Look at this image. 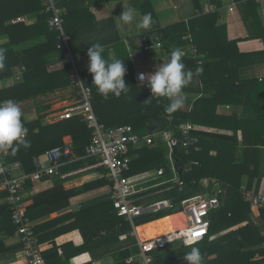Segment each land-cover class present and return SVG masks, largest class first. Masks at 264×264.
<instances>
[{"label":"trees","instance_id":"trees-1","mask_svg":"<svg viewBox=\"0 0 264 264\" xmlns=\"http://www.w3.org/2000/svg\"><path fill=\"white\" fill-rule=\"evenodd\" d=\"M202 1L192 0L194 7L199 11L194 18L187 22L179 21L161 26L156 22L150 0H132L133 7L141 15L151 13L154 23L150 31L146 32L141 28L139 33L129 38L126 43L119 36L112 20L113 27L107 28L110 30L114 28L112 31L115 37H110L109 43L114 49V58L125 60L127 73L124 79L130 88L127 95L122 94L116 98L109 94V98L105 100L92 84V75L89 71L86 70L82 75L89 76V81L86 79V83L92 89L93 110L98 121L106 127L129 125L134 133L145 135L151 133L152 126H157V130L160 131L186 121L193 124L191 135L195 138V143L186 150L182 148L176 152L178 158L176 168L181 169L182 189L171 182L158 184L168 179L172 172L167 155L168 149L163 141L154 140L151 144L142 143L138 147L130 148L129 170L124 175L127 177L136 175L137 178H141L147 176H141L145 171H152L153 174V179L145 185L148 188L139 190L131 196L135 204L147 206L164 199L172 201L178 198L181 201L196 194H208L213 191L215 184L211 181L214 180L221 188L218 194L220 206L209 214L208 234L192 246L201 250L204 264H264V209L251 206L244 201L241 192L244 188V177L247 179L245 188L251 189L254 179L256 193H261L264 187V78L237 77L238 79L231 82L223 78L224 72H235L243 64H249L250 67L264 62V49L250 54L239 53L236 47L237 40L226 41L224 39L226 26L217 24L218 9L222 6V0H207L214 8L207 12L202 10ZM234 1L244 3V6L256 13L260 0ZM64 2L65 0H62L61 7ZM32 14L38 17L35 26H26L22 22L7 23L11 18ZM253 17L252 24L257 22V17ZM47 18L48 15L43 12L42 5L37 0H0V37L7 34L10 38L9 42L13 45L16 42L29 40L37 30L47 31L50 35L47 43L27 49V52L31 51L28 54L23 51L14 52L10 44L1 46L6 49V61L4 70L0 71V79L8 74L14 63L24 65L26 71L23 88L9 93L0 90V101L11 97L12 100L21 103L25 98H29L31 104L23 105L24 112L35 111L38 114L37 119L27 124L26 139L30 146L25 148L21 145L15 155L9 149L7 155L8 161H20L26 172L34 170L32 165L34 156L60 145L66 134L71 136L73 152L80 158L64 164L59 174L50 176L62 180L61 174L90 165L94 160L93 157H83L85 147L90 140V129L80 117L76 116L52 124L43 123L45 115L49 114L51 109L49 104L38 102L49 98L50 92L58 89L66 90L70 87L67 66L62 65L53 71L47 70L45 55L56 54L58 59L61 58V52L56 49L57 33L50 29ZM62 18L64 30L70 34L71 48L75 54H80L83 48L79 46V39L86 34L88 28L93 27L73 24L71 19L67 20L63 15ZM107 22L99 23L98 26ZM252 29L253 34L248 35L246 39L258 38L264 45V26L259 20ZM187 33L190 34V39L182 40V36ZM171 38L175 40L170 42ZM156 41L161 42L162 45L158 48L165 50L167 54L165 60L175 48H180L184 52L183 62L186 69L193 72V77L183 91L187 95H202L194 101L191 108L190 99H186L181 109L166 111L169 103L166 98L158 100L152 97L147 81L142 84L135 82L127 46L140 51L144 44L156 43ZM187 47L188 51L185 50ZM192 47L196 52H192ZM119 50L123 51L122 55ZM153 50L142 54H148ZM104 56L106 59L113 58L108 49H104ZM200 67L203 68V72L197 73L196 70ZM14 94L16 97H13ZM224 102L241 106L249 117L241 120L235 112L230 114L217 112L218 105ZM239 129L242 130L241 140L238 137ZM161 168L164 173L157 178V170ZM100 172L102 173L100 178L84 184L80 189H74L71 193L102 186L110 188L111 183L104 176L106 171L101 169ZM204 179L209 180L207 186L202 183ZM30 183L29 180L26 181L25 186H29ZM2 196H5V192H0V197ZM177 205L179 203H175L169 209L142 214L136 217L133 223L138 228L166 217L179 210ZM30 210V208L26 209L27 215L31 218ZM252 214L256 218V223L252 220ZM73 215L75 223L82 221L80 225H75L82 231L84 248L93 254V248L102 245L107 249V253L113 254L114 264H127L125 260L133 253L135 238L130 236L132 231L130 222L113 207L110 190L107 195L86 203ZM1 221H4V227L0 228V232L5 230L6 236L12 235L15 226L7 207L0 216V224ZM223 229L230 230L209 240L211 234ZM2 246L3 242H0V247ZM10 248L17 251L20 250L21 245L17 244ZM8 249L5 248L4 253L0 252V256L8 254L9 252H6ZM189 251L188 245L175 242L157 248L151 254L154 264H176L179 260H183L184 254ZM42 255L44 258L43 253ZM43 263L45 264L44 261ZM181 263L187 264L185 260Z\"/></svg>","mask_w":264,"mask_h":264},{"label":"crops","instance_id":"crops-1","mask_svg":"<svg viewBox=\"0 0 264 264\" xmlns=\"http://www.w3.org/2000/svg\"><path fill=\"white\" fill-rule=\"evenodd\" d=\"M131 1L132 0H128V6L133 7ZM150 3L153 8L156 22H158V24L161 26L174 24L179 21L187 22L197 16L199 12L197 8L194 7L192 0H150ZM258 3L259 6L256 8V13H254L251 8L249 9L247 6H244V3H236L234 0H222V6L218 9L217 24L226 26L224 39L231 42L233 40H237L236 47L239 53L250 54L264 49V45L260 39H246L248 35L253 34L252 26L257 25L258 20L264 26V0H260ZM126 5L127 0H101L98 2L96 0H65L63 3V17H67V20L71 19L73 24L93 27L91 29L88 28V31L85 32L86 34L79 39V46L83 48V52L80 54L85 53L81 59V63L84 67L81 69L82 74L88 70L89 58L87 56V47L99 43L103 45L104 49H108L112 57L115 56L114 49L109 43V38L115 37V34L112 31L114 28L111 30L107 28L113 27L112 20L116 26L119 36L125 43L129 38H133L135 34L139 33L141 28H138V21L140 18H142V15L137 10V24H134L136 31L133 32V24L128 25V29H123V27H120V22L117 20V18H119L121 15L122 10H126ZM201 6L202 10L205 12L212 11L209 10L212 6L208 4L207 0H203ZM253 16L257 17V22L254 24H252L254 18ZM17 17H21L23 19L22 23H24L26 26H35L38 21L36 14ZM17 17L11 18L7 23L13 24L11 23V20ZM102 22L107 23L98 26V24ZM257 33H259V30ZM49 38L50 35L47 31L42 32L41 30H37L34 33V36L29 40L16 42L12 45L9 42V36L5 34L0 37V47L10 44V48H12L14 52L23 51L28 54V52L31 51L27 52V49L43 45L44 43L48 42ZM189 39L190 34L188 33L182 36V40L184 41H188ZM174 40L171 38L170 42ZM130 48V46H127L129 58L132 60L133 55H139V51H135L134 49ZM185 50L188 51V47ZM119 52L120 55H122L123 51L119 50ZM37 54L38 53H35V55ZM75 55L78 58L79 54ZM143 55L145 54L139 55L141 59ZM45 56V60H47L48 63V71H53L62 66L60 59H58L56 54H48ZM25 71L26 69L24 65H19L18 63L12 64L8 74L0 79V90H4L5 92L9 93L22 89ZM133 71L135 76L138 71L143 70L134 67ZM223 74V78H227V80L230 82L232 80H236L237 77L247 78L255 76L261 79L264 78V62L257 63L250 67L249 64H243L238 67L235 72L230 71L224 72ZM146 75L148 77L147 73ZM83 76L87 79V81H89V76L87 74ZM73 95L74 94L71 87L66 90L58 89L54 92H50L49 98L42 102H38L39 104H49L51 109V112L45 115L43 123L52 124V122L49 120L50 114L56 111L59 107L62 108L64 104L70 102L74 98ZM13 97H16V94H14ZM199 97H202V95L193 96L186 94V99H190V108L192 107L194 101ZM10 99L13 98L10 97ZM30 101L31 99L25 98L24 101L20 103L22 104L21 109L23 112L22 120L26 128L29 122H32L38 118V114L35 111L24 112L23 105L31 104ZM217 110V112L222 114H230L235 112L237 117L241 120H243V118L249 117L247 113L243 112L241 106L233 104L232 102H224L218 105ZM185 123H190L193 126L190 121H186ZM238 137L241 140V129L238 130ZM67 141L72 142V138L69 134H66L62 138V143ZM6 150L9 153V149ZM93 160L95 161V158H93ZM87 166L88 165H84L75 170L69 171L73 173L66 177H60L62 180H59V178L46 177L37 182H31L29 186L24 187V198L27 201V208L31 209L30 219L34 224L38 241L42 245V253L44 254L45 264H114L115 262L113 254L107 253V249L104 246L102 247V245L93 248V254L87 250V248H84V240L81 233L82 231L75 225H80L82 223V221L75 223L76 220L74 219L73 214L76 210L83 207L89 201L109 193L108 186L71 193L74 189H80L84 184L101 177L102 173L100 171H78L81 168ZM204 180L202 183L205 182ZM255 181L256 180L254 179L251 186L252 188L249 189L254 192ZM246 182L247 179L244 177V188ZM212 183L215 184L213 186V190L220 188V185L217 183ZM262 191H264V187ZM4 203L5 196H2L0 197V216H2L3 210L6 209V203L5 205ZM178 209L180 210V207H178ZM179 210L166 217L138 227L137 230L139 235L141 237L154 236L160 232L165 233L164 231L166 230L169 231L170 229L182 226L184 224V219L182 214L179 213ZM252 220L256 223V218L253 214ZM2 227H4V221H1L0 228ZM6 233L7 232L5 230L0 232V242H3V246L0 247V252L4 253V249L9 248L8 251H6L9 253L0 256V264H24L20 255L17 254L19 250L14 251L12 248H10L19 244L18 238L15 236V231L10 236L9 234L6 236ZM132 249L133 253L131 255L136 254L137 247L135 243ZM47 260L49 262H47ZM179 262H182V260H179Z\"/></svg>","mask_w":264,"mask_h":264},{"label":"built area","instance_id":"built-area-1","mask_svg":"<svg viewBox=\"0 0 264 264\" xmlns=\"http://www.w3.org/2000/svg\"><path fill=\"white\" fill-rule=\"evenodd\" d=\"M43 8V12L48 15L47 24L51 30L57 33L56 49L61 52L60 62L67 66L68 80L73 90V99L58 108L49 116L50 122L80 117L90 129V140L85 147L83 157H93L95 161L80 171L105 170V177L110 184V193L113 207L120 215H124L132 225L130 235L135 238L137 253L130 255L125 262L127 264H154L151 254L157 248L166 247L175 242L184 243L185 240L200 242L208 234L210 227L209 214L212 210L218 209L220 199L218 194L220 188L214 189L208 194H196L179 201V213L182 214L184 224L180 227L170 229L161 235L141 237L138 228L133 220L145 213L157 212L173 207L174 203L169 199L159 200L147 206L135 204L131 197L139 190L146 189L149 178L133 179L124 175L129 170V150L140 146L142 143L151 144L154 140H161L168 149V160L171 165V176L158 184L171 182L182 189L183 181L172 157V146L180 141L179 149L185 150L195 143V138L191 135L192 125L190 123H178L175 127L165 130H156L150 134L138 135L132 131L129 125H118L106 127L100 123L95 115L92 106V89L86 83V78L82 75L81 68L77 62L76 55L71 48L70 34L63 27L62 0H37ZM209 10H213L210 7ZM23 19L17 17L11 23H20ZM161 42L144 44L138 52L139 55L148 52L155 47H160ZM192 52L196 49L192 47ZM143 73L145 80L141 82L139 75ZM134 80L137 84L147 81L144 71H138ZM7 150H0V192H5L6 207L11 214L12 223L15 226V236L21 245L19 252L24 264H44L42 255V245L38 241L34 224L27 215V201L24 198V186L26 181L37 182L42 178L59 174L60 168L64 164L73 162L80 157L75 156L72 142L67 141L60 145L47 149L42 155L32 158L34 170L26 172L20 161H8ZM73 172L63 173L60 176L66 177ZM164 170L158 169L156 177H161ZM214 182V181H213ZM208 181L205 185L207 186ZM244 201L260 209H264V191L256 193L246 188H242ZM185 244V243H184ZM186 245V244H185Z\"/></svg>","mask_w":264,"mask_h":264},{"label":"clouds","instance_id":"clouds-1","mask_svg":"<svg viewBox=\"0 0 264 264\" xmlns=\"http://www.w3.org/2000/svg\"><path fill=\"white\" fill-rule=\"evenodd\" d=\"M138 13L136 9L128 6L122 10L117 20L120 27L137 24ZM154 21L151 13H144L138 21V26L146 32L151 30ZM89 58L88 71L92 75V84L95 85L97 93L105 100L109 94L119 98L122 94L127 95L130 88L126 85L125 75L127 68L125 60L116 58L106 59L103 45L96 43L87 47ZM184 52L180 48H175L170 52L166 61H163L156 70L148 75L147 87L154 98H166L169 103L166 111L172 112L181 109L185 105L186 93L183 91L192 81L193 72L186 69L183 62ZM6 49L0 47V71L5 68ZM197 73H202L203 68H197ZM139 80L143 82L145 75L141 73ZM23 112L18 101L8 99L0 101V150L11 149L15 153L22 145L29 147L26 139L28 129L22 120ZM184 243L190 247V251L185 253L183 258L187 264H204L201 250L192 246L194 240H185Z\"/></svg>","mask_w":264,"mask_h":264},{"label":"rangeland","instance_id":"rangeland-1","mask_svg":"<svg viewBox=\"0 0 264 264\" xmlns=\"http://www.w3.org/2000/svg\"><path fill=\"white\" fill-rule=\"evenodd\" d=\"M128 29V25L126 26H124L123 27V29ZM138 28H139V26H138ZM135 30H134V26H133V32H134ZM118 49H120V47H119V45H118ZM154 50L152 51V52H150V53H148V54H145V55H143L142 56V59L140 58V56L139 55H133V57H132V60L130 59V62L131 63H133L132 64V67L134 68H139L140 70H143L144 72H146L148 75H150L151 73H153L155 70H156V68L163 62V61H166L165 59H166V57H167V54L164 52L165 50H163L162 51V49L161 48H158V47H155V48H153ZM123 50H124V47H123ZM125 51V50H124ZM136 51H138V50H136ZM84 54L85 53H82V54H79L78 55V58L76 57V59H77V62L79 63V66H80V68L82 69V68H84L83 67V65H82V63H81V59H82V57L84 56ZM166 56V57H165ZM164 57H165V59H164ZM152 171H145L143 174H141V176H145V175H147V176H145V177H141L142 179H145V178H149V177H151V178H153V174L151 173ZM128 177H132L133 179H138L137 178V176L136 175H131V176H128ZM150 179V178H149ZM205 182L204 183H206V181H208L209 182V180H207V179H205L204 180ZM214 180H212L211 182H213ZM186 190V189H185ZM179 207V205H177V208ZM230 229H223V230H221V231H215L213 234H211L210 236H209V240L210 239H213V238H215L216 236H220V235H223V234H225L226 232H228ZM166 231H168V230H166ZM166 231H164V232H166ZM161 234H163V232H160V233H158L157 235H161ZM184 261V259L182 260V262ZM185 263V262H184ZM184 263H181V262H177L176 264H184Z\"/></svg>","mask_w":264,"mask_h":264},{"label":"water","instance_id":"water-1","mask_svg":"<svg viewBox=\"0 0 264 264\" xmlns=\"http://www.w3.org/2000/svg\"><path fill=\"white\" fill-rule=\"evenodd\" d=\"M133 26H134V30L136 31V27H135L134 24H133ZM147 39H148V37H147ZM157 129H158L157 126H152V127L150 128V131H151V132H154V131H156ZM179 145H180V141H177V143H175V145L172 146V157H173L174 160H175V165H176V163H177V161H178V158L176 157V152H177V150H178ZM178 171H179V173H181V169H179ZM172 202H173V203H178V202H179V199H178V198L173 199Z\"/></svg>","mask_w":264,"mask_h":264},{"label":"bare ground","instance_id":"bare-ground-1","mask_svg":"<svg viewBox=\"0 0 264 264\" xmlns=\"http://www.w3.org/2000/svg\"><path fill=\"white\" fill-rule=\"evenodd\" d=\"M168 232V231H167Z\"/></svg>","mask_w":264,"mask_h":264}]
</instances>
